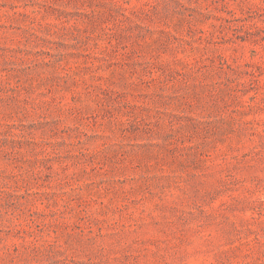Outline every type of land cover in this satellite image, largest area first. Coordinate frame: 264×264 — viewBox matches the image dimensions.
Wrapping results in <instances>:
<instances>
[{"label":"rangeland","instance_id":"374dc122","mask_svg":"<svg viewBox=\"0 0 264 264\" xmlns=\"http://www.w3.org/2000/svg\"><path fill=\"white\" fill-rule=\"evenodd\" d=\"M0 264H264V0H0Z\"/></svg>","mask_w":264,"mask_h":264}]
</instances>
